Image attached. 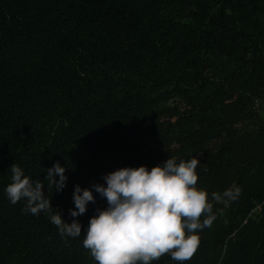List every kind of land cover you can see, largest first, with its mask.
<instances>
[{
    "label": "trees",
    "instance_id": "16d2710c",
    "mask_svg": "<svg viewBox=\"0 0 264 264\" xmlns=\"http://www.w3.org/2000/svg\"><path fill=\"white\" fill-rule=\"evenodd\" d=\"M194 157L216 219L191 260L150 264H264V0H0V264H98L92 186ZM55 162L53 212L79 237L6 195L12 163L44 181ZM77 184L96 202L73 218ZM233 185L236 200L212 199Z\"/></svg>",
    "mask_w": 264,
    "mask_h": 264
},
{
    "label": "clouds",
    "instance_id": "9594fccd",
    "mask_svg": "<svg viewBox=\"0 0 264 264\" xmlns=\"http://www.w3.org/2000/svg\"><path fill=\"white\" fill-rule=\"evenodd\" d=\"M199 162L194 157L177 164L168 158L151 170L143 165L120 168L104 177L106 186H92L107 201L106 208H96L83 239L84 247L98 264H150L167 254L174 261L191 260L200 243L196 230L211 227L216 219L208 193L196 187ZM10 169L11 183L5 191L13 205L23 200L24 211L34 215L46 213L63 237L81 235L79 220L65 221L59 209L53 212L49 199L53 189L62 191L66 186L65 167L55 162L46 170L48 195L44 181H32L15 163ZM240 193L241 189L233 185L223 193L211 195L214 201L227 203L236 200ZM73 202L75 208L69 210V216L76 218L84 215L87 205L96 200L91 189L77 184Z\"/></svg>",
    "mask_w": 264,
    "mask_h": 264
}]
</instances>
